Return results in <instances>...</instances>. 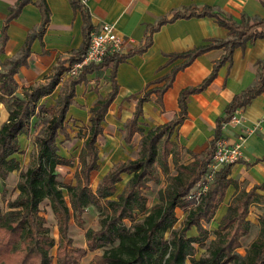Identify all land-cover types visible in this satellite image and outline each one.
I'll return each instance as SVG.
<instances>
[{"label":"trees","instance_id":"obj_1","mask_svg":"<svg viewBox=\"0 0 264 264\" xmlns=\"http://www.w3.org/2000/svg\"><path fill=\"white\" fill-rule=\"evenodd\" d=\"M31 0H19L11 9L2 30L1 52L8 40L9 22L16 18L24 6ZM85 18L86 41L83 47L68 60L59 61L50 75L43 82L23 88L18 94L19 85L15 80L21 66L28 63L33 42L42 41L50 20L49 8L45 0L40 1L42 23L37 30L29 33L25 46L19 57L6 61V69L0 72V106L8 107L9 116L0 125V179L6 182L13 171L20 170V162L14 157L21 152V138L28 135L32 122L42 117V128L34 137V151L26 170H22L17 185L18 195L8 200L7 210L0 207V264H52L54 256L51 251L56 240L50 235L47 220L42 215V203L49 201L59 224V249L57 264H73L88 251L103 250L96 264H264V219H262L261 235L254 240L246 253L242 255L238 249L242 247L241 239L250 232L248 220L250 207L257 199L256 191L264 190V184L250 191L236 193L223 216L217 237L209 244L206 240L210 234L203 222H210L223 202L231 185L238 190L237 181L230 178L231 166L222 167L215 175L206 193L198 203L187 198L195 186L202 180L213 160L216 142L222 134V127L229 122L237 108L248 105L264 90V60L258 62V79L254 86L237 95L227 108L226 115L219 122L216 136L210 147L202 154H193L194 161L189 164L180 163L181 151L171 141L175 129L187 115L188 97L203 91L217 76L219 69L232 62L236 48L244 47L248 42L264 38V19L253 22L236 23L221 11L205 8L192 15L215 17L219 25L229 30L231 38L213 40L191 51L175 54L172 59L183 58L185 62L173 70L159 82L165 81L161 87L154 89L161 99L164 92L172 86L176 74L189 66L197 57L212 50L224 49L225 55L215 63L211 75L198 87L188 88L181 92L180 114L170 123L149 130L143 135L136 159L120 162L115 165L101 180L96 190L92 187V173L100 168V151L97 140L103 134L105 121L110 105L118 93L116 81L120 63L135 54L145 52L151 39L141 47L128 53L118 52L105 56L99 65L83 67L77 76L62 80L65 72L80 60L87 50L92 31L90 14L81 0H71ZM180 16L177 13L172 19H162L153 29L173 21ZM112 64V91L99 99L91 109L90 129L80 153L81 166L74 175V183L63 186L58 178L59 166H72L71 160L59 155V139L64 136L69 140L70 132L67 117L74 102L77 86L85 83L87 75L96 69ZM62 83V89L54 105L46 107L40 102L51 96ZM152 90L138 99L137 110L132 119L125 124L126 139L130 141L136 132H143L138 126L143 115L142 105ZM170 157L173 158L177 173L170 174ZM161 168L167 179L166 187L160 192L159 202L148 209V198L145 191L150 189L148 182L157 181V169ZM124 174L130 175L122 192L116 195L117 184ZM64 189L67 190L68 200ZM91 206L99 210L100 230H89L86 234L88 248L72 249L70 238V220L74 218L80 227L85 224L84 215ZM188 209V215L180 229L177 209ZM143 216L142 219H138ZM126 220L131 225L126 224ZM196 227L198 235L190 236L188 232ZM167 234L170 237H167ZM198 247L205 248V253L197 258Z\"/></svg>","mask_w":264,"mask_h":264},{"label":"crops","instance_id":"obj_2","mask_svg":"<svg viewBox=\"0 0 264 264\" xmlns=\"http://www.w3.org/2000/svg\"><path fill=\"white\" fill-rule=\"evenodd\" d=\"M40 1L31 0L19 15L9 22L8 40L4 51L1 52L3 27L11 14V9L19 0H0V69L2 68L0 72L5 71L7 60L20 56L29 33L40 27L42 23ZM81 1L90 14L89 22L93 28L90 33L99 31L104 23H115L118 33L125 41L123 53L139 48L148 38L151 39V44L145 52L129 57L118 66L116 74L118 93L103 122V134L97 140V145L124 143L127 146L136 145L138 150L145 133L178 117L181 110L179 103L181 92L201 85L211 75L215 63L226 53L224 49H212L197 57L176 74L172 86L159 99L154 89L165 84V81L159 82V79H163L174 67L185 62L183 58L172 59L175 54L191 51L213 40L231 38L229 30L219 25L215 17L192 15V12L198 13L208 7L223 12L238 24L264 19V0ZM45 2L49 8L50 20L43 39L42 41L36 39L33 42L27 65L21 66L15 75L20 94L23 88L43 82L59 61L68 60L86 41L85 18L83 13L73 6L71 0ZM177 13L180 14L178 18L162 24L158 29H153L159 21L170 20ZM261 60H264V38H258L248 42L244 47L236 48L232 62H226L203 91L189 95L186 118L171 136V141L176 143L181 151V159L187 160L182 164L191 163L194 161L193 154H202L210 147L227 108L237 95L255 85L258 79V62ZM111 70L112 64L100 67L87 75L85 83L77 86L76 97L67 117L69 140L71 129L78 127L84 131L85 143L91 126V109L99 99L105 98L112 91ZM67 73L63 74V81L70 77ZM61 89L62 83L51 96L43 98L40 104L46 107L54 105ZM150 90L152 92L142 105L143 115L138 122L143 132H136L132 139L127 141L125 124L135 115L138 104V99L133 97H142ZM1 106L0 125L6 122L9 116V112H3ZM237 110H240L241 123H225L219 139L227 141L232 146L242 143L243 157L231 166L230 175L231 179L237 181L239 188L237 190L234 185L228 188L214 217L218 222L227 214L236 193L248 192L264 184V90L248 105ZM62 138L67 140L64 136ZM136 158L137 156L130 157L118 163ZM123 176L122 181L117 184L122 190L126 185ZM256 193L258 197L250 207L248 220L250 225L259 226V222L252 217V209L255 206L261 207L259 212L262 213L264 190L258 189ZM205 223L207 222H203Z\"/></svg>","mask_w":264,"mask_h":264},{"label":"rangeland","instance_id":"obj_3","mask_svg":"<svg viewBox=\"0 0 264 264\" xmlns=\"http://www.w3.org/2000/svg\"><path fill=\"white\" fill-rule=\"evenodd\" d=\"M2 69V68H1ZM0 69V70H1ZM20 94V93H18ZM3 112L8 111V107L6 105L1 106ZM42 128V117H36L31 125L28 135H24L21 138V152L16 154L14 157L20 162V170L13 171L8 180L3 182L0 179V207L4 210H7V202L8 200H14L18 195L19 191L17 190V185L20 180V174L22 170H26L30 160L32 153L34 151V137L37 135L39 130ZM81 128V127H80ZM83 128V127H82ZM85 138V134L83 130H80L78 127L75 129H71V139L70 140H63L61 137L59 139V155L63 158L69 159L72 161V166H59L57 168V172L59 173V182L66 186L70 183H74V175L78 168L81 166L80 161V153L84 146L83 139ZM99 151H100V168L98 171L94 172L92 175V187L96 190L101 182L102 176L106 174L109 169H111L116 163L122 160H127L130 157L135 158L139 154L138 148L136 145L127 146L124 143H98ZM180 163H186L187 160L181 159ZM175 164L173 162V158H170V174H176ZM157 175L159 179L157 181L150 180L148 185L150 189L145 191L146 196L148 198V209H151L156 203L159 202V195L160 192L166 187L167 179L165 175L162 173L161 168L158 167ZM131 176L124 175L123 182L127 183ZM123 183V184H124ZM122 192V188L117 186V193L116 195ZM65 197L68 200L67 190L64 189ZM42 215L46 218L47 224L46 226L49 227L50 235L55 238L56 245L54 249L51 251V255L54 256V260L52 264H57V251L59 249V224L58 220L53 212L50 202L47 200L42 203ZM261 206V204H259ZM252 209V217H254L258 222L259 226L251 225L250 232L246 236L242 237L241 243L242 247L238 249V252L244 255L246 250L252 244L254 240L259 238L261 235V227H262V219H264V209L262 213L259 212L261 207L255 206ZM189 210L185 208L177 209V216L178 222L176 224V228L180 229L183 225L184 220L188 215ZM261 216L262 219H259ZM143 216H139L138 219H142ZM85 224L83 227L78 225V222L71 218L70 220V231L69 235L71 240L73 241L72 249H81V248H88L87 245V238L86 234L89 230L98 231L100 230V220H99V210L95 206H91L87 213L84 215ZM219 223L215 218L209 222L205 223V227L209 230L210 234L206 240V244L209 245L216 237V230L218 229ZM126 224L128 226L131 225L129 220H126ZM188 235H198L197 230L193 228L191 231L188 232ZM167 237H170L167 234ZM205 248L198 247V253L196 255L197 258H200L205 253ZM103 250L98 249L95 251H88L84 257H81L73 264H96V260L100 255H102ZM188 264H190L188 262Z\"/></svg>","mask_w":264,"mask_h":264},{"label":"built area","instance_id":"obj_4","mask_svg":"<svg viewBox=\"0 0 264 264\" xmlns=\"http://www.w3.org/2000/svg\"><path fill=\"white\" fill-rule=\"evenodd\" d=\"M124 43V38L118 33L117 25L115 23H104L99 31L91 35L87 50L67 74L69 76H77L83 67L101 64L106 55L122 52ZM241 121L240 110H236L229 122L232 124H240ZM242 157V143L232 146L227 141L218 139L213 160L208 166L207 173L195 186L187 199L198 203L208 190L210 184L214 181L216 173L224 166L238 163Z\"/></svg>","mask_w":264,"mask_h":264}]
</instances>
